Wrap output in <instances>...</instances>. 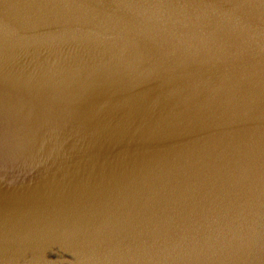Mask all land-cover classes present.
<instances>
[{"label": "water", "instance_id": "water-1", "mask_svg": "<svg viewBox=\"0 0 264 264\" xmlns=\"http://www.w3.org/2000/svg\"><path fill=\"white\" fill-rule=\"evenodd\" d=\"M0 264H264V0H0Z\"/></svg>", "mask_w": 264, "mask_h": 264}]
</instances>
